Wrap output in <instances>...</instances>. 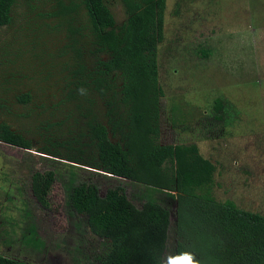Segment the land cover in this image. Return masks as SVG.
<instances>
[{
	"label": "rangeland",
	"instance_id": "obj_1",
	"mask_svg": "<svg viewBox=\"0 0 264 264\" xmlns=\"http://www.w3.org/2000/svg\"><path fill=\"white\" fill-rule=\"evenodd\" d=\"M105 2L121 25L120 2ZM54 11L53 0H15L10 24L0 27V123L31 145L0 144V255L27 264H98L108 242L91 235L65 201L71 185L92 182L100 195L118 185L136 207L152 200L169 211L167 264L175 255L174 196L92 168L90 120L122 145L121 79L111 73L103 85L95 82L97 61L107 56L96 52L82 8L66 18ZM163 33L157 143L196 144L216 166L213 197L264 216V0H165ZM22 94L26 104L16 101ZM217 99L221 122L212 118ZM116 121L120 129L112 132ZM45 171L54 173L46 210L29 190L30 176Z\"/></svg>",
	"mask_w": 264,
	"mask_h": 264
},
{
	"label": "trees",
	"instance_id": "obj_2",
	"mask_svg": "<svg viewBox=\"0 0 264 264\" xmlns=\"http://www.w3.org/2000/svg\"><path fill=\"white\" fill-rule=\"evenodd\" d=\"M53 1L52 17H70L80 8L85 12L96 52L107 56L97 61V85H103L111 73L121 79L120 103L126 108L122 145L110 141L104 125L90 120L88 134L98 161L92 168L174 196L175 255L191 250L202 264H264V216L213 197L216 166L200 154L196 144L157 143L158 102L163 93L156 49L163 36L165 0H118L126 15L119 26L105 0ZM14 3L0 0V27L10 24ZM16 101L26 104L29 96L22 94ZM222 108L221 100H215L214 121H222ZM119 129L118 121L114 122L112 132ZM0 144L25 150L31 146L5 123H0ZM53 181V171L30 176L31 195L44 210ZM65 201L76 217L84 218L91 235L108 242L98 264H164L170 227L164 206L147 200L136 207L121 186L100 195L92 182L71 185ZM0 264L27 263L0 255Z\"/></svg>",
	"mask_w": 264,
	"mask_h": 264
},
{
	"label": "clouds",
	"instance_id": "obj_3",
	"mask_svg": "<svg viewBox=\"0 0 264 264\" xmlns=\"http://www.w3.org/2000/svg\"><path fill=\"white\" fill-rule=\"evenodd\" d=\"M77 91L80 95H87V90L84 88ZM167 264H202V262L193 251L184 250L174 256H169Z\"/></svg>",
	"mask_w": 264,
	"mask_h": 264
},
{
	"label": "crops",
	"instance_id": "obj_4",
	"mask_svg": "<svg viewBox=\"0 0 264 264\" xmlns=\"http://www.w3.org/2000/svg\"><path fill=\"white\" fill-rule=\"evenodd\" d=\"M163 36H164V33H163ZM163 36H162V39H163ZM161 41H162V40H161ZM161 41H160V42H161ZM211 162H212V161H211Z\"/></svg>",
	"mask_w": 264,
	"mask_h": 264
}]
</instances>
